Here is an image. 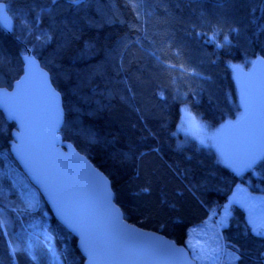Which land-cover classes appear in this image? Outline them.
Returning <instances> with one entry per match:
<instances>
[{
	"label": "trees",
	"instance_id": "obj_1",
	"mask_svg": "<svg viewBox=\"0 0 264 264\" xmlns=\"http://www.w3.org/2000/svg\"><path fill=\"white\" fill-rule=\"evenodd\" d=\"M0 2L13 19L11 34L0 27V87L21 77L31 49L62 96L63 140L111 181L126 221L186 246L189 230L216 218L238 184L264 195V160L237 174L177 132L182 108L210 127L241 117L233 66L264 58V0H84L79 8L57 0L42 16L51 0ZM41 33L51 41H37ZM15 129L0 111V213L8 219L0 264H84L76 237L39 192L40 210L23 211L24 186L36 188L11 154ZM222 238L240 255L231 264H264V237L252 234L243 208H231Z\"/></svg>",
	"mask_w": 264,
	"mask_h": 264
},
{
	"label": "snow or ice",
	"instance_id": "obj_2",
	"mask_svg": "<svg viewBox=\"0 0 264 264\" xmlns=\"http://www.w3.org/2000/svg\"><path fill=\"white\" fill-rule=\"evenodd\" d=\"M68 3L72 7L79 8L84 0H68ZM51 5L53 7H41L37 15L51 14L54 11V6H57V0H51ZM132 7L135 9L139 5L133 3ZM25 27H27L26 24ZM5 28L11 30L7 22ZM216 35L217 33L214 32L211 39L215 40ZM36 39L46 44L51 41L52 37L48 33H41L36 36ZM223 43H230L227 35L224 36ZM216 46L223 47V44L217 43ZM152 55L157 60L160 59L155 53ZM5 62L6 57L0 56V64ZM23 62L21 71L24 76L16 79L13 85H9V87H14L15 91L9 93L6 90H0V104L7 111L10 119L20 123L21 131L18 135L20 143L14 144L13 150L24 162L25 167L30 170L31 178L37 186L36 191L24 186L26 190L21 192L24 203L23 211H39L41 200L37 193L45 194L47 202L56 206V211L64 224L80 234L81 248L89 257L91 264H169V261L177 255L178 250L171 245L162 243L160 238L152 233L140 232L125 225L111 204L109 192L98 193L94 208L85 212L73 203L63 181L57 182L51 179L49 174L33 165L25 139L35 116V94L28 86L35 59L30 55H24ZM233 71L236 73V79L240 85L241 107L244 109L239 120L235 123L226 120L220 129L215 133H210L195 115L188 109L182 108L183 115L180 118L179 130L184 131L202 147H215L225 164L239 174L240 171L251 169L264 160V78H260L256 88L253 89L249 86V82L253 79L252 75L244 74L239 66H233ZM128 92L131 93L132 89L128 88ZM39 93L45 98H54L56 95L47 87L46 82L40 86ZM121 99L123 100L125 97H121ZM58 120L59 112L49 105L43 120L42 148L44 153L56 161L60 168L71 171L74 168L72 160L61 156L56 149L54 130ZM239 128L244 130L240 139L235 142L224 140L225 130ZM139 155L143 156L144 153L141 152ZM2 176L7 178L8 173L4 172ZM0 191L4 190L0 189ZM233 199L237 200L236 194H233ZM237 202L241 203V206L248 207L249 226L252 234L264 237V214H257L247 199H239ZM224 211L227 214V205H225ZM96 215H102L107 224L106 235L103 239L98 235L93 224ZM7 224V217L0 213V229H6ZM4 234L7 235L6 232ZM235 259L238 261L240 255L236 254Z\"/></svg>",
	"mask_w": 264,
	"mask_h": 264
},
{
	"label": "water",
	"instance_id": "obj_3",
	"mask_svg": "<svg viewBox=\"0 0 264 264\" xmlns=\"http://www.w3.org/2000/svg\"><path fill=\"white\" fill-rule=\"evenodd\" d=\"M7 18V20H5ZM8 23L11 30L5 28V23ZM0 27L7 33L11 34L13 30V19L8 13L7 7L3 2H0ZM29 49L26 48V53L22 55V62L24 55H30L34 57L35 64L31 68V79L29 81V88L34 91L35 100H34V120L31 124V129L26 133V147L30 151L31 160L35 167H38L49 174L50 178L60 182L63 181V185L69 194V197L72 199L73 203L77 204L81 210L87 212L90 209H93L95 206V200L98 193L107 191L111 194V204L113 208L119 213V216L123 220L125 225L130 226L131 228L137 229L140 232L152 233L156 237L160 238L162 243L171 245L174 249L178 250V253L173 257L169 264H198L190 252L184 245H178L172 239L166 237L165 235L140 228L134 224L126 221L122 209L115 202V193L113 191L111 181L106 177V175L96 168L90 160L82 155L73 145L68 141H64L60 131L65 121V111L63 106V99L60 92L54 87L51 81L50 74L46 69L41 66L40 61L33 55L32 51L29 52ZM24 63V62H23ZM239 68L244 74H250L253 76V79L249 82V86L253 89L256 88L257 82L260 78H264V58L257 57L251 66L246 69L243 67ZM235 76L236 73L234 72ZM24 76V73L21 77ZM20 77V78H21ZM46 82L47 87L51 89L56 95L54 98H45L40 95L39 88L42 84ZM15 83V82H14ZM13 83V84H14ZM0 90H6L9 93L15 91L14 87L11 89L0 87ZM52 106L55 110L59 112V120L55 126V137H56V149L58 153L66 158L72 160L74 168L71 171H65L60 168L56 161L50 159L43 151L42 148V129H43V120L46 109ZM0 111L4 114L8 122L14 123L16 129L13 132V140L11 142V154L19 165L23 173L27 176L30 183L36 188L35 182L32 180L30 175V170L25 167L24 162L18 158L16 152L13 150L14 144H19L18 135L21 131L20 123L17 120L10 119L7 111L0 104ZM243 128L234 129V130H225L224 140L226 142H235L240 139L243 135ZM233 170V169H232ZM249 170V169H247ZM247 170L240 171L239 174L244 173ZM234 171V170H233ZM237 173L236 171H234ZM44 199L47 207L49 208L51 214L54 218L64 226L72 235L77 239V247L85 259L84 264H91L89 257L81 248V237L80 234L76 231L70 229L67 225L64 224L61 216L56 211V206L50 202H47V196L43 193H40ZM94 227L98 235L103 239L106 235L107 224L102 215H96L93 220Z\"/></svg>",
	"mask_w": 264,
	"mask_h": 264
},
{
	"label": "rangeland",
	"instance_id": "obj_4",
	"mask_svg": "<svg viewBox=\"0 0 264 264\" xmlns=\"http://www.w3.org/2000/svg\"><path fill=\"white\" fill-rule=\"evenodd\" d=\"M239 88H240V85H239ZM240 100H241V96H240ZM243 112H244V109H243ZM182 115L183 113L181 112V116ZM202 124L206 127V129L210 133H215L223 125L222 124L218 127H210L204 123ZM179 126H180V122L177 128V132L181 134L185 140L195 141L191 139L188 135H186L184 131L179 130ZM224 134L225 132L223 133V136ZM198 145L202 147L200 144ZM204 148L214 150L216 154L218 155L220 162L226 165L225 162L220 157V155L218 154L215 147H204ZM233 194H236L237 200L247 199L249 202V205L252 207V209L257 214H264V195L252 193L248 190V188L245 185L238 184L236 188L234 189V192L230 196L229 200L225 204L228 206L227 214H225V211L223 208L222 212L218 214L216 218L214 217V214H210L208 220L203 225V227H201L200 229L192 228L189 230L188 239L186 241V248L190 252L193 259L198 264H222V263L231 264V263L236 262V259H235L236 254L233 251H230L225 247V244L222 238V229L225 228V226L227 225L228 220L231 216V208L234 205H237L244 209L247 219L249 217V212H248L247 206H241V203L233 199ZM248 222H249V219H248Z\"/></svg>",
	"mask_w": 264,
	"mask_h": 264
}]
</instances>
